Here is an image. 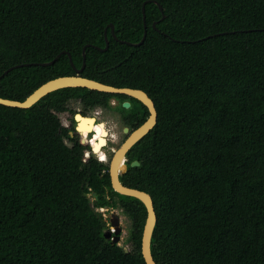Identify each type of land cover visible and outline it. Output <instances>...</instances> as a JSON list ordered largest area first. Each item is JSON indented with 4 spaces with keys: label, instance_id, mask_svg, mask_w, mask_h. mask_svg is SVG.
Listing matches in <instances>:
<instances>
[{
    "label": "trees",
    "instance_id": "obj_1",
    "mask_svg": "<svg viewBox=\"0 0 264 264\" xmlns=\"http://www.w3.org/2000/svg\"><path fill=\"white\" fill-rule=\"evenodd\" d=\"M0 0V97L23 100L74 74L144 90L157 120L119 175L147 191L157 264H264V0ZM162 13L164 17L160 19ZM156 21V28L152 22ZM113 25L112 36L110 26ZM108 38L105 50L104 29ZM37 62V63H35ZM28 63V64H24ZM114 96L122 124L148 115L138 99L62 87L27 108L0 104V264H145L142 201L115 191L102 160L82 163L55 111ZM81 117V116H80ZM79 131L88 132L80 118ZM97 195L92 203L90 193ZM99 207L129 218L124 244L105 238Z\"/></svg>",
    "mask_w": 264,
    "mask_h": 264
},
{
    "label": "water",
    "instance_id": "obj_2",
    "mask_svg": "<svg viewBox=\"0 0 264 264\" xmlns=\"http://www.w3.org/2000/svg\"><path fill=\"white\" fill-rule=\"evenodd\" d=\"M154 3H156L162 12V6L160 3H158L156 0H149ZM145 1L142 2L141 5V12H142V19H143V34L141 39L138 42H129L125 40H120L122 42L132 44V45H138L140 44L146 35V25H145ZM164 17V14L162 13L160 19ZM156 21L152 22V26L156 28ZM110 26V31L112 36L116 39L113 32V25L108 24ZM104 40L105 45L103 47L94 45L95 48L105 50L108 47V38L106 34V28L104 29ZM90 44H85L82 47V62L80 67H75L71 60V55L68 51L62 50L54 58H52L49 61L45 62H39L41 65H47L50 63H53L56 58L60 55V53H66L68 55L69 61L71 66L74 68L75 73L74 74H66V75H60L53 78H50L44 82H42L40 85H38L35 89H33L23 100H17V99H10L5 97H0V104H4L7 106H15L20 108H27L31 106L33 103H35L38 99H40L45 94L49 93L50 91L56 90L58 88L62 87H87L93 90H98L102 92L107 93H122L131 97H134L138 100H140L148 109V115L147 117L136 127L132 128L130 131H128L127 127H124V131L128 132L124 140L118 145V147L115 148L113 151V154L110 158L109 165H108V174L110 179L111 187L124 195L134 196L142 201V203L145 206L146 209V216L141 232V238H140V252L142 255V258L145 262V264H157L154 260L151 250H150V242H151V235L153 232V228L156 222V213L154 210L153 200L151 195L142 189H138L136 187H131L128 185H124L120 179L119 174L123 173L126 170V164L124 163V160L128 157L129 152L132 148V146L144 135L146 134L156 123L157 120V111L154 105L153 100L149 97V95L140 88H134V87H128V86H114L107 83H103L101 81L88 78L85 76H82L80 72L82 71L84 65H85V48ZM37 63V62H35ZM28 64V63H24ZM21 63L14 64L6 68L1 74L0 77L7 73V71L11 70L14 67L21 66ZM129 101H124L123 106L128 107ZM77 116H81L79 113H76ZM81 118H85L82 117ZM82 142H86L87 136L81 137ZM138 164L137 160H133L130 162V165ZM93 194L95 192H92ZM96 194V193H95ZM97 195H95L92 198V203L96 202ZM105 220H110L111 226H113V229H105L103 232V235L105 238L111 239L112 242L118 243L120 239V233H121V226L119 224V214L115 211L108 212L106 214ZM127 250V248H125Z\"/></svg>",
    "mask_w": 264,
    "mask_h": 264
},
{
    "label": "flooded vegetation",
    "instance_id": "obj_3",
    "mask_svg": "<svg viewBox=\"0 0 264 264\" xmlns=\"http://www.w3.org/2000/svg\"><path fill=\"white\" fill-rule=\"evenodd\" d=\"M124 101L126 100L120 101L119 98L111 96L108 98V104L96 105L94 107L85 109L81 106L79 99L71 98L67 101L65 108L55 111L60 122L58 131L60 132L65 143L70 146L78 147L81 150L82 163L99 159L102 160L103 163L108 167L113 151L128 134V132L124 131V127H127L128 131L131 130L130 126L122 124L123 122L119 105H123ZM76 113H79L82 117L91 119V128L86 134V142H82V135L79 131V124L81 121L76 118ZM108 116H113L121 126V132L115 139L112 138L113 133L110 130V124L107 123ZM96 126H99V128L101 127L99 132H96ZM95 134H98L95 138V143H98L100 139H103V142L100 144L97 151L94 150L92 142ZM101 154L103 155L104 159H101ZM124 163L126 164L127 169L128 165L130 164L129 156L124 160ZM106 224V229H110V220H108Z\"/></svg>",
    "mask_w": 264,
    "mask_h": 264
},
{
    "label": "rangeland",
    "instance_id": "obj_4",
    "mask_svg": "<svg viewBox=\"0 0 264 264\" xmlns=\"http://www.w3.org/2000/svg\"><path fill=\"white\" fill-rule=\"evenodd\" d=\"M107 123L110 124L111 127V132L113 133L112 138H116L120 132H121V126L119 123L115 120L113 116H108L107 117ZM87 133H85L86 135ZM8 144V141L5 137L0 136V148L5 147ZM101 159H104L103 156H100ZM96 194L90 193V196L93 198ZM99 214L103 216L104 218L106 217V214L111 211H115L119 214V224L121 226V233H120V239H119V244H124V247L129 249L130 248V243L127 241V233H128V227H129V218L123 214L118 207H99L97 208ZM108 220H106L107 222ZM110 229H113V226L109 227Z\"/></svg>",
    "mask_w": 264,
    "mask_h": 264
},
{
    "label": "bare ground",
    "instance_id": "obj_5",
    "mask_svg": "<svg viewBox=\"0 0 264 264\" xmlns=\"http://www.w3.org/2000/svg\"><path fill=\"white\" fill-rule=\"evenodd\" d=\"M77 118L78 119H80L81 117L80 116H77ZM95 125V124H94ZM84 128L86 129V130H90V128H91V119H89L88 121H87V123H85L84 124ZM96 128V132H99V130H100V128H99V126H96L95 127ZM94 130V129H93ZM103 130V129H102ZM97 135L98 134H95V137L92 139V142H93V146H94V150L95 151H97L98 149H99V146H100V144L103 142V139H100V141L98 142V143H95L94 141H95V138L97 137ZM100 155V154H99ZM101 156H103L102 154H101ZM104 158V157H103Z\"/></svg>",
    "mask_w": 264,
    "mask_h": 264
}]
</instances>
